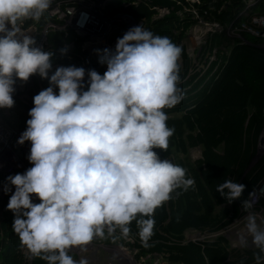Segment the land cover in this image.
I'll return each instance as SVG.
<instances>
[{"label":"clouds","instance_id":"clouds-1","mask_svg":"<svg viewBox=\"0 0 264 264\" xmlns=\"http://www.w3.org/2000/svg\"><path fill=\"white\" fill-rule=\"evenodd\" d=\"M50 4L0 0V108L14 105L16 79L26 82L39 74L50 85L33 97L31 118L18 139L31 142L33 166L7 177L15 186L7 208L14 213L12 227L20 242L34 256L48 264H87L68 250L102 236L105 226L109 232L118 226L127 237L137 216L147 217L137 225L142 243L149 246L155 209L175 189L194 185L186 169L154 150H166L174 133L163 109L183 99L178 87L181 49L168 37L134 26L117 39L114 50H103L100 63L106 71L88 70V87L82 90L85 69L58 66L49 76L53 53L35 46V38L18 23L39 20ZM245 187L229 179L216 191L231 203ZM31 194L40 202L33 203ZM242 205L252 207L247 200ZM246 229L264 253V228L255 214L247 216ZM239 244L246 247L247 236L240 235ZM254 258L261 264V255Z\"/></svg>","mask_w":264,"mask_h":264},{"label":"trees","instance_id":"trees-1","mask_svg":"<svg viewBox=\"0 0 264 264\" xmlns=\"http://www.w3.org/2000/svg\"><path fill=\"white\" fill-rule=\"evenodd\" d=\"M120 1L111 0L108 7L124 8L136 17H144L147 30L154 35L168 37L181 49L178 87L183 91V99L175 106L163 109L168 116L166 123L174 128V133L169 137L166 150H154L161 159L167 158L186 169V178L194 180L193 186L187 190L182 187L175 189L171 198L155 209L152 217L155 226L149 246H144L139 236L137 220L147 218L140 216L129 225V234L134 240L127 241V244L136 248V256L163 253L170 264H256L254 254L261 255V264H264V253L257 247H242L228 252L220 235L190 240L185 239L183 233L189 227L214 231L226 224L230 217L246 211L242 202L247 200L249 192L264 174V153L246 168L264 119V49L256 44L259 38L239 30L241 37L247 39V42H240V37L229 36L223 30L213 32L206 40L217 46L215 59L203 71L187 74L189 61L181 39L194 19L188 14L180 17L176 13L181 9L180 2L186 1L137 0L136 4L129 2L124 7ZM193 4L203 19L215 20L221 25L230 21L238 25L243 17L247 18L246 21L250 19L249 15H237L243 0H226L225 3L223 0H199ZM151 5L166 6L169 11L161 17H151ZM259 5H252L249 11L258 9L262 12V3ZM71 37L72 33L64 36L59 31H50L47 40L50 46L59 48ZM51 52L52 62L82 67L76 57L67 60L53 50ZM82 59L87 72L95 70L103 75L106 71L96 58L83 54ZM55 69L49 71V76ZM36 76L42 89L50 86L47 78ZM88 80V75L84 76L85 91ZM54 92L58 93V88L55 87ZM14 102L9 123L26 129V121L31 118L29 110L34 104H25L16 98ZM190 146L199 148L198 157L191 159L177 155L178 152L185 153ZM10 175L15 173L0 172V264H48L47 260L31 252L26 261L21 252L19 236L12 227L14 213L7 208L10 194L9 189L5 192V188L10 185L7 180ZM229 179L246 186L242 196L231 203L216 191L219 184ZM39 202L37 199L33 203ZM256 207L261 209L264 221V194L258 198ZM102 240L111 242L113 239L103 233Z\"/></svg>","mask_w":264,"mask_h":264},{"label":"built area","instance_id":"built-area-1","mask_svg":"<svg viewBox=\"0 0 264 264\" xmlns=\"http://www.w3.org/2000/svg\"><path fill=\"white\" fill-rule=\"evenodd\" d=\"M110 1L111 0H51L49 9L44 12L39 20L25 19L18 23H20V26L25 33L35 38V46L41 47L42 50H53L56 54L65 57L67 60L76 57L80 61L82 67H86L82 59L83 54H88L92 58H96L101 67L107 69L106 64L100 63V56L103 54V50H114L117 39L122 37L127 30L134 26L140 25L143 29H146L144 17H136L124 8L113 9L108 7ZM184 1H186V3L180 2L181 9L176 13L180 17H182L183 14H188L189 17L194 19V22L184 31L186 35V30L188 31L192 28L188 35L189 40L186 42V47L188 46L187 43L190 45V66L187 70L201 72L215 59L217 52V46L210 45L206 40L207 37L213 32L220 30H223L226 33L225 29L227 26L234 28L241 27L242 21H240L238 25H233L231 21L226 25H221L215 20H205L199 15L196 5L193 4V2H198L199 0ZM129 2L136 4L137 0H121L120 5L124 7ZM243 2V6L248 4V2L244 0ZM254 2L255 0H251L249 5ZM151 8L153 9L151 17H161L169 11L166 6L151 5ZM241 8L237 11V15L245 12L246 8L243 10H241ZM263 12L264 11L261 13ZM82 14H86V16ZM249 16L254 19L255 22L261 21L254 15V12L250 13ZM78 21H80L83 26H80ZM199 23L203 24L202 28ZM9 27L11 26L9 25ZM50 31H59L64 36L67 33H72V37L63 41L61 46L57 48L48 44L47 35ZM236 32L239 33V30L237 29ZM182 39L181 43L184 42ZM62 49L65 51L62 52ZM97 50H100V52L98 53ZM179 62L180 59L178 63ZM192 65L194 67H192ZM58 66L70 65L66 63L52 62V68ZM191 67L193 69H191ZM85 76H87L86 69ZM13 87L15 89L12 93L13 99L16 98L25 104H33V97L43 90L40 82L37 80L36 74L31 75L26 82L16 79ZM53 89H55V86H53ZM10 117V108H0V172L23 174L28 168L33 166L28 160L31 142L25 141L23 144L18 143V139L25 129L11 126L9 123ZM259 179L256 184L259 182ZM255 186L251 189L252 191L256 188ZM8 189L11 196L15 191V186L10 184ZM1 191L2 184L0 183V194ZM31 198L32 202H35L38 199L35 194H31ZM256 208L259 209L261 216V209L259 207ZM255 215L259 218L258 213H255ZM198 231L199 230L196 228L189 227L183 232L184 238L190 240H203L201 238L192 237V235ZM214 231L212 230L209 232ZM103 233L113 240L124 239L126 240V243L127 241L132 242L134 240L130 234L125 237L118 226L115 227L112 232H109L108 227L105 226ZM92 240L94 241L89 242L87 245L93 246L92 244L94 243L95 246H102L107 250L104 254V261H102L103 264H137L135 261H141L143 258L150 256V254L152 256L156 255L160 260L158 262L154 261L152 264H170L164 259L163 253L156 252L138 255V259L134 258V262L132 256L127 252L126 255L129 256L128 261L125 258H121L115 251H113L114 247L118 248L117 245L110 242L103 243L102 236H94ZM20 247L21 252L25 255L24 259L28 261L30 251L22 243ZM72 248L78 251L80 248H83V246H74ZM131 249L132 252L136 251L135 247L131 246Z\"/></svg>","mask_w":264,"mask_h":264},{"label":"rangeland","instance_id":"rangeland-1","mask_svg":"<svg viewBox=\"0 0 264 264\" xmlns=\"http://www.w3.org/2000/svg\"><path fill=\"white\" fill-rule=\"evenodd\" d=\"M244 1L248 2V4L244 5L241 8V10L246 8L245 12L242 14L244 16H246V15H250V13L254 12V15L256 17H258V19H260L261 21L255 22L254 19H252L251 17L248 21H246L247 18L243 17L242 22H241V27L234 28V27L227 26L225 31L229 36H232V35L235 36L236 35L235 37H240L241 39H238L240 42H247V39L241 37V35L238 32H236L237 29L240 31H246V32H248L254 36H257L259 38V40L256 42V44L259 47L264 49V12L261 13L260 11H258V9H255L252 12L249 11V9L252 5L257 4L258 6H260L259 5L260 3H262L261 7L264 8V0H261V1L255 0V2L253 4H250V5H249V3L251 2V0H244ZM225 2H226V0H223V3H225ZM203 21H205V20H203ZM226 24H224V25H226ZM199 25L202 28L203 24L199 23ZM191 30H192V28H190L188 31L186 30V35L182 39V40H184V42L182 44L183 49L186 52L187 57H188V61H189L187 69L190 66V54H189L190 53V45L187 43L189 48H188V46L186 47V42L189 40L188 35L191 32ZM192 67H194V66L192 65ZM192 67H191V69H193ZM187 69H186L187 74H189V73L191 74L193 72V71H188ZM263 112H264V106H263ZM258 135L262 136V141L260 142L256 139L254 153L251 156L250 161L247 164L246 168H248L249 166H252L260 158V156L264 153V119H263V123H262L261 129H260ZM177 155L178 156L185 155L188 158L193 159V158L198 157L200 155V152H199V148L197 146H190L187 148V151L185 153L178 152ZM165 159H167V158H165ZM167 160H169V159H167ZM263 182H264V174L261 175L259 182L255 186L256 188L253 191L251 190L248 194L247 201L251 202V204H252L251 208H249L248 210H246L244 212H239L237 215L230 217L229 221L226 224H224L222 227L216 229V231H214V232L199 230L198 232L193 234L192 237L207 239L210 237H214L216 235H220L222 237V239H224L225 248H227L228 252H230V251L232 252L234 249L237 250V248H242L239 244V236L245 235V236H247L248 245L244 248H254L255 245H253L251 242V236L247 235V229H246L247 217L246 216H248L249 214L258 213L259 218L256 217V222L261 228H264L263 217H262V215L260 216L259 209L256 208V202H257L258 197H260L261 195L264 194V185H262ZM224 205L230 207L229 203H225ZM214 234H216V235H214ZM211 235H213V236H211ZM91 241L93 242L94 240H91ZM125 241L126 240H124V239L123 240L115 239V240H112L110 243L117 245L118 248L114 247V250L116 252H118L119 254H121L123 256V258H125L127 260L129 259V256L126 255V253L128 252L132 256L133 262H134V258L138 259L139 256H136L135 252H132L131 246H129ZM103 243H106V242H103ZM92 245L93 246L85 245V246H83V248H80L78 251L71 248L68 250V253H70L71 256L73 257V259L76 261H79L81 258H85L87 260V264H103L102 261H104L105 251L107 252L106 248H104L102 246H99V247L95 246L94 243ZM105 245H108V244H105ZM154 261L158 262L160 260L158 259V257L156 255L152 256L150 254V256L143 258L141 261H135V262H137V264H152Z\"/></svg>","mask_w":264,"mask_h":264},{"label":"bare ground","instance_id":"bare-ground-1","mask_svg":"<svg viewBox=\"0 0 264 264\" xmlns=\"http://www.w3.org/2000/svg\"><path fill=\"white\" fill-rule=\"evenodd\" d=\"M261 141H262V140H261ZM261 141H260V142H261ZM260 142H259V143H260ZM262 185H264V182H263ZM262 185H261V186H262ZM247 213H248V212H247ZM246 217H247V216H246ZM240 222H241V221H240ZM261 222H262V221H261ZM241 223H242V222H241ZM218 234H219V233H218ZM113 251H115L114 248H113ZM115 252H116V251H115ZM116 253H117L121 258H123V256H122L121 254H119L118 252H116ZM123 259H124V258H123Z\"/></svg>","mask_w":264,"mask_h":264},{"label":"water","instance_id":"water-1","mask_svg":"<svg viewBox=\"0 0 264 264\" xmlns=\"http://www.w3.org/2000/svg\"><path fill=\"white\" fill-rule=\"evenodd\" d=\"M257 140L261 141L262 140V136L258 135Z\"/></svg>","mask_w":264,"mask_h":264}]
</instances>
